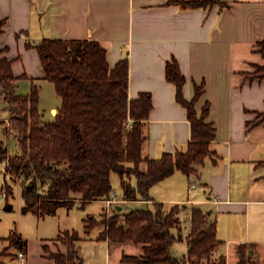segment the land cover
Instances as JSON below:
<instances>
[{"label":"crops","instance_id":"1","mask_svg":"<svg viewBox=\"0 0 264 264\" xmlns=\"http://www.w3.org/2000/svg\"><path fill=\"white\" fill-rule=\"evenodd\" d=\"M183 1L188 0H0V59L12 62L15 76L20 77L17 90L22 80L30 81L31 87L47 81L34 47L45 38L97 41L107 50L111 68L128 59L129 97L147 93L153 103L143 145L144 156L151 160L186 151L191 142L188 112L167 79V64L176 60L186 79L185 99L191 101L196 89L202 90L196 109L200 114L208 108L206 121L215 129L212 155L197 174L176 171L155 184L150 201L125 200L122 190L123 200L112 204L118 205L113 212L112 205L94 202L105 204L103 213L123 216L134 211H125L126 203L146 204L147 209L162 203L167 212L178 208L187 251L191 215L201 209L209 223H216L221 242L213 259L224 255L229 264L233 253L237 264L245 258L264 264V72L259 70L264 67L259 52L264 41V0H216L194 9L181 7L178 3ZM58 109L53 106L50 111L55 116ZM112 197H117L114 190ZM184 216L190 220L185 238ZM98 228L87 240L103 243L106 264H141L123 258L142 257L144 244L100 239L104 227ZM65 231L78 232L67 229L58 235ZM57 236L40 240L38 261L55 264L43 246L49 247ZM24 240L27 250L12 248L4 264L16 260L33 264L37 256L30 241ZM62 249L67 251L65 246ZM78 250L80 264H87ZM20 253L26 255L24 259Z\"/></svg>","mask_w":264,"mask_h":264},{"label":"trees","instance_id":"2","mask_svg":"<svg viewBox=\"0 0 264 264\" xmlns=\"http://www.w3.org/2000/svg\"><path fill=\"white\" fill-rule=\"evenodd\" d=\"M216 0H188L178 4L185 9L205 8ZM2 24H0V35ZM45 79L54 84L62 105L52 121H44L40 110V88L32 84L28 94H20L19 76L12 62L0 59V99L8 107L17 153L11 155L0 143V163H7L5 174L24 183L25 213L42 218L56 215L60 208H84L94 201L113 196L112 172L120 177L125 200L150 201L151 188L176 171L190 176L212 155L210 143L215 129L206 121L208 108L199 114L196 103L202 94L196 89L189 101L183 95L186 82L176 60L167 64V79L176 88L179 104L186 108L191 123V142L186 151L166 153L151 160L143 154L145 123L153 107L150 94L129 97V61L114 68L107 61V50L94 40L45 38L35 46ZM264 58V41L259 44ZM264 72V67L259 68ZM264 77V76H263ZM6 133V132H5ZM4 133V134H5ZM145 167V168H144ZM136 180V184L132 180ZM6 195L8 199L11 195ZM7 210H12L7 204ZM178 208L166 211L162 203L154 209H136L127 215L116 213L101 219L89 217L85 231L103 226L100 239L144 244L142 257L125 256L123 261L141 264H227L226 256L213 259L220 245L216 223L194 209L188 234V251L182 257L173 254V246L182 241ZM176 231H179L177 233ZM62 241L67 251L52 252L43 246L46 257L55 264H80L78 232H62L52 241ZM9 248L27 250L21 234L0 237ZM10 250V249H9ZM0 249V264L11 255ZM242 264H254L245 258Z\"/></svg>","mask_w":264,"mask_h":264},{"label":"rangeland","instance_id":"3","mask_svg":"<svg viewBox=\"0 0 264 264\" xmlns=\"http://www.w3.org/2000/svg\"><path fill=\"white\" fill-rule=\"evenodd\" d=\"M37 85L40 88V110L43 114L44 121H52L54 114L50 111L51 107L56 106L58 108L62 105V100L59 97L56 88L53 83L49 81H38ZM21 94H28L31 91V83L28 80H22L19 83V90ZM9 117V111L7 104L0 99V120ZM0 128L4 129V123L0 121ZM13 132H6L5 134L0 132V143L2 142L4 146L8 147L9 153L11 155L17 153V144L14 139ZM7 163H0V237H7L14 233L21 234L24 239L30 241V250L32 254L37 257L33 260V264H44L43 262L38 261V251L40 249L39 242L41 239H52L55 238L60 231L67 229L77 230L83 241L78 245V248L81 250L80 255L83 253L82 258L87 264H106V252L103 243H95L87 240L88 237L99 232L100 228L95 227L90 233L85 231V221L89 217H95L99 219L102 217L103 212L105 211V204L100 202H92L87 204L84 208L74 207L71 209L60 208L57 211L56 215H50L46 217H38L33 213H25L23 208L26 206V202L23 197V187L24 183L21 180L16 181L12 178L10 174H5V169ZM120 177L116 172L111 174V182L113 185V190L117 195L119 203L122 202V188ZM9 188L11 190V195L9 198H6V195L9 194ZM7 204H11L12 210H7ZM117 204L110 207V212H113L117 208ZM123 209L127 212H130L135 209H147L148 205L144 204H135V203H126L123 206ZM108 216L110 214L106 213ZM183 231L182 234L184 238L185 234L189 232L190 229V220L184 216L183 217ZM187 235V234H186ZM1 250H8L7 253L11 251L12 248H9V242H0ZM186 242L180 241L174 245L173 252L175 255L182 257L187 252ZM64 247L62 241H53L49 244V248L55 252L57 250H63ZM10 249V250H9ZM14 249V248H13ZM14 251H16L14 249ZM249 255V254H248ZM247 256V255H246ZM9 264H22L21 261L16 260ZM45 264H51L50 262H45ZM229 264H237V259L235 256L231 255L229 257Z\"/></svg>","mask_w":264,"mask_h":264},{"label":"built area","instance_id":"4","mask_svg":"<svg viewBox=\"0 0 264 264\" xmlns=\"http://www.w3.org/2000/svg\"><path fill=\"white\" fill-rule=\"evenodd\" d=\"M0 121H2L4 123V129H1L0 128V132H2V131H3V133H5L7 131L8 132H12V123H11L9 117L8 118L6 117L4 119H1ZM104 202L109 206V205H112L114 203H117L118 202V199H117V197H112L111 199L106 200ZM0 212H1V209H0ZM25 256L26 255L24 253H20L19 254V257L22 258V259H24Z\"/></svg>","mask_w":264,"mask_h":264}]
</instances>
